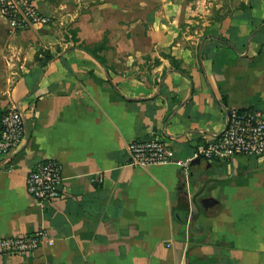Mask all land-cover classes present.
Masks as SVG:
<instances>
[{
    "label": "crops",
    "instance_id": "1",
    "mask_svg": "<svg viewBox=\"0 0 264 264\" xmlns=\"http://www.w3.org/2000/svg\"><path fill=\"white\" fill-rule=\"evenodd\" d=\"M147 1L134 32L135 0H36L53 24L26 32L0 17V113L19 105L29 134L0 158V240H49L0 264H264V160L197 155L231 110L264 111V0ZM74 21L111 31L91 37L105 48L67 37ZM149 139L172 163L129 166ZM49 160L62 197L39 204L26 178Z\"/></svg>",
    "mask_w": 264,
    "mask_h": 264
},
{
    "label": "built area",
    "instance_id": "2",
    "mask_svg": "<svg viewBox=\"0 0 264 264\" xmlns=\"http://www.w3.org/2000/svg\"><path fill=\"white\" fill-rule=\"evenodd\" d=\"M0 17L11 25L13 32H26L53 24V18L40 11L36 0H0ZM28 139L27 119L21 107L18 105L6 110L0 117V158L9 164L7 159L26 147ZM197 155L207 160L236 156L264 160V111L253 108L231 110L224 131L209 144L199 147ZM173 159L174 152L158 139L137 141L128 147V164L134 168L167 165ZM6 163L0 165V172L7 168ZM63 184L62 165L50 160L36 164L26 178V190L39 204L59 200ZM47 243V234L42 230L1 239L0 256L30 255Z\"/></svg>",
    "mask_w": 264,
    "mask_h": 264
},
{
    "label": "rangeland",
    "instance_id": "3",
    "mask_svg": "<svg viewBox=\"0 0 264 264\" xmlns=\"http://www.w3.org/2000/svg\"><path fill=\"white\" fill-rule=\"evenodd\" d=\"M139 1V0H138ZM137 0H135V2H134V7H135V11H134V14L132 15L133 16V32L136 30L135 29V23L137 22V20H139V18H140V13H138L137 11H136V6L137 5H140V2H138ZM144 2H146V3H148V1L147 0H143ZM238 3H241L239 0H238ZM231 3H228V2H226V0H223V5H230ZM223 14H220V13H217V14H212V15H209L208 16V19H207V21L208 20H213V21H216V20H219V18L221 17V16H224V15H227V12H226V10H225V12H222ZM107 15V14H106ZM91 16H92V13L91 12H89V13H86L85 14V17H86V21H91ZM93 20H96L95 18H94V15H93ZM137 26H139V25H137ZM137 26H136V28H137ZM139 28V27H138ZM63 31H65V35L67 36V37H71V40H73L74 42H79V40H78V38L80 37V39H81V37H82V40H83V43L82 44H79V46L80 47H84V48H86V49H90V51H92L91 49H93L92 47H94L95 49H94V52L95 53H98V52H100L103 48H105L104 47V45L103 46H101L100 48H98L97 46L98 45H91V44H89L90 43V40H92V38L91 37H94L95 38V40L96 41H99V43L100 42H102V43H100V44H103V43H105V42H107V40H108V36L110 35V33H111V31H109V30H107V29H101V30H99V29H93V32H92V30L89 32V33H86L85 35H81L82 33H83V30L79 27V26H76L75 25V21L71 24V23H68L67 25L65 24V26L63 27ZM130 30V29H129ZM116 32H118V31H120L119 33H115L114 34V36H116V37H119V36H124V30H120V29H116L115 30ZM139 31V30H138ZM69 37V38H70ZM85 43V44H84Z\"/></svg>",
    "mask_w": 264,
    "mask_h": 264
},
{
    "label": "trees",
    "instance_id": "4",
    "mask_svg": "<svg viewBox=\"0 0 264 264\" xmlns=\"http://www.w3.org/2000/svg\"><path fill=\"white\" fill-rule=\"evenodd\" d=\"M90 53H92V54H94L95 55V53L93 52V51H90ZM100 62H102L101 61V59H99V58H97ZM3 113H0V117H1V115H2Z\"/></svg>",
    "mask_w": 264,
    "mask_h": 264
}]
</instances>
